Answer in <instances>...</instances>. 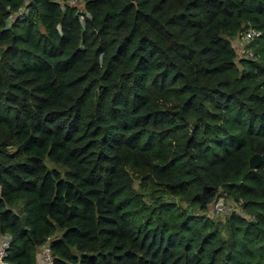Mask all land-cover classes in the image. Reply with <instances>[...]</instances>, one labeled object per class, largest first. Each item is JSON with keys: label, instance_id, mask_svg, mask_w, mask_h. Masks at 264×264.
<instances>
[{"label": "trees", "instance_id": "1", "mask_svg": "<svg viewBox=\"0 0 264 264\" xmlns=\"http://www.w3.org/2000/svg\"><path fill=\"white\" fill-rule=\"evenodd\" d=\"M65 1L0 0V264H264V0Z\"/></svg>", "mask_w": 264, "mask_h": 264}, {"label": "built area", "instance_id": "2", "mask_svg": "<svg viewBox=\"0 0 264 264\" xmlns=\"http://www.w3.org/2000/svg\"><path fill=\"white\" fill-rule=\"evenodd\" d=\"M65 3L79 5V3H82V0H66ZM260 34V29L253 26L250 22H247L243 30L240 32L238 39L236 37V45H233L238 58H250L254 56V49L250 44L256 37L260 36ZM212 208L215 215H227L232 211L231 203L222 197L217 198L212 203ZM8 244L9 236H7L0 244V262L7 254L6 248ZM38 255V264H54V256L48 244L41 245Z\"/></svg>", "mask_w": 264, "mask_h": 264}, {"label": "rangeland", "instance_id": "3", "mask_svg": "<svg viewBox=\"0 0 264 264\" xmlns=\"http://www.w3.org/2000/svg\"><path fill=\"white\" fill-rule=\"evenodd\" d=\"M78 6L81 8V3H79ZM21 9H23V7ZM19 13H21V11H19ZM13 18H14V14L11 17V19H13ZM238 37L239 36H237V39H238ZM237 39L236 38H232L231 44L235 46ZM151 197H152V194L150 193L149 194V198H151ZM219 197H222V198L228 200L231 203L232 211L234 210V211L239 212V213L241 212V208H240L239 202L232 200L231 198L225 196L224 194H221ZM205 212L210 217L215 218V220L219 224L220 228H224V227L226 228L227 227V222H226L227 217H226V215H215L214 212H213L212 204L209 206V208L207 210H205ZM199 213H202V211H199Z\"/></svg>", "mask_w": 264, "mask_h": 264}, {"label": "water", "instance_id": "4", "mask_svg": "<svg viewBox=\"0 0 264 264\" xmlns=\"http://www.w3.org/2000/svg\"><path fill=\"white\" fill-rule=\"evenodd\" d=\"M261 160V156L258 153H254L249 158V167L256 168Z\"/></svg>", "mask_w": 264, "mask_h": 264}, {"label": "crops", "instance_id": "5", "mask_svg": "<svg viewBox=\"0 0 264 264\" xmlns=\"http://www.w3.org/2000/svg\"><path fill=\"white\" fill-rule=\"evenodd\" d=\"M4 235L0 236V244L2 243V241L4 240Z\"/></svg>", "mask_w": 264, "mask_h": 264}, {"label": "clouds", "instance_id": "6", "mask_svg": "<svg viewBox=\"0 0 264 264\" xmlns=\"http://www.w3.org/2000/svg\"><path fill=\"white\" fill-rule=\"evenodd\" d=\"M5 237L4 238H6L7 236L6 235H4Z\"/></svg>", "mask_w": 264, "mask_h": 264}]
</instances>
